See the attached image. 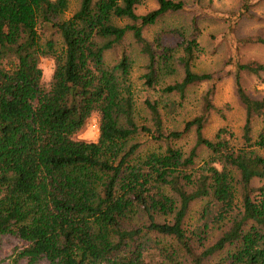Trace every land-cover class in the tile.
Masks as SVG:
<instances>
[{"label": "trees", "instance_id": "obj_1", "mask_svg": "<svg viewBox=\"0 0 264 264\" xmlns=\"http://www.w3.org/2000/svg\"><path fill=\"white\" fill-rule=\"evenodd\" d=\"M143 2L80 0L64 18L68 0H0V239H19L18 258L26 264H208L214 257L210 264H264V125L252 133L254 119L264 123V99L251 98L239 77L264 67L237 65L234 87L245 112L239 145L226 128L213 140L203 135L210 113H220L213 84L181 131L165 130L149 101L150 127L138 126L131 60L123 53L114 64L106 61L128 35L145 58L148 88L176 49L163 44L168 35L180 39L183 76L163 91L183 97L189 87L213 81L192 70L198 44L182 30L152 42L143 36L166 13L182 11L183 1L155 0L156 8L141 15ZM240 2L245 13L248 1ZM191 25L196 33L195 17ZM252 42L264 45L261 38ZM41 58L54 62L48 88ZM94 115L97 140H77ZM191 130L188 154L170 146ZM140 133L165 149L141 154L131 143ZM199 148L206 157L197 166ZM196 202L202 205L189 227ZM138 216L145 225L132 226ZM147 236L160 244L146 246Z\"/></svg>", "mask_w": 264, "mask_h": 264}, {"label": "rangeland", "instance_id": "obj_2", "mask_svg": "<svg viewBox=\"0 0 264 264\" xmlns=\"http://www.w3.org/2000/svg\"><path fill=\"white\" fill-rule=\"evenodd\" d=\"M80 0H68V8L64 18L71 16L77 9ZM178 1V0H176ZM184 3V9L179 12H170L159 18L155 24L147 26L143 30V36L149 42L154 41L159 34L170 30L180 29L187 41L195 40L198 49L194 53L192 70L195 73L212 74V83H200L189 87L183 97L176 93H165L163 89L168 85L178 82L183 76V67L180 59L183 57L182 47H176L180 39L173 35L162 37L164 45L176 48L166 68L157 69L156 81L153 88L145 84V58L133 43L130 35L124 41L120 49H115L106 54L109 64L118 62L123 53L131 60L130 82L132 84L134 100V120L138 126L150 127L149 114L145 101L156 103L160 112L163 128L167 131H181L185 122L197 116L201 110L202 97L206 90L213 84L214 94L212 103L220 113L211 112L207 124L203 129V135L213 140L219 129L226 128L233 135V144L242 143V127L245 120V112L239 102L235 87L234 77L237 65L257 63L264 67V45L252 42L253 38L264 39V0H247L248 9L241 13L240 0H180ZM156 8L155 0H144L142 6L137 9L138 14L148 13ZM196 18V33L192 30V18ZM155 48V46H154ZM159 54L161 50L156 49ZM159 56V55H158ZM39 67L42 71V82L49 87L52 80L54 62L48 58H41ZM240 82L245 92L253 99H264V70L256 75L239 73ZM253 135L264 125L261 119L253 120ZM98 136L97 116H92L84 129L76 135L77 140L95 142ZM195 142L193 130L186 133L180 140L170 143L173 149L188 154ZM131 143H139L141 154L158 152L165 149L164 143L155 142L149 134L140 133ZM199 158L196 165L206 157L203 148L198 149ZM255 187L260 186L254 182ZM202 202L194 203L187 215L186 225L193 227ZM157 221L163 218L157 217ZM146 219L138 216L131 221L132 226L145 225ZM218 232L213 233L209 242L217 237ZM145 245L160 244L154 237L147 236ZM149 238V239H148ZM23 243L12 236H3L0 239V264H26L18 254L23 248ZM125 254H121L123 257ZM214 257L208 264L214 263ZM38 264H48L45 260Z\"/></svg>", "mask_w": 264, "mask_h": 264}]
</instances>
